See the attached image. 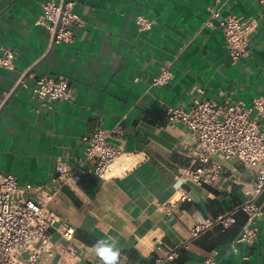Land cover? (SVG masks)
<instances>
[{
	"label": "crops",
	"instance_id": "0c3cea01",
	"mask_svg": "<svg viewBox=\"0 0 264 264\" xmlns=\"http://www.w3.org/2000/svg\"><path fill=\"white\" fill-rule=\"evenodd\" d=\"M47 1L0 0V46L15 51L14 68L0 67V173H15L23 185L46 184L58 162L76 164L84 156V136L118 123L121 134L113 142L129 158L125 170L84 176L49 204L75 237L67 241L55 231L58 250L40 264H102L89 238L114 240L117 264H154L164 254L159 245L168 251L184 242L163 264H208L213 252L215 264H264V216L249 224L238 211L234 222L224 221L246 200L254 171L214 156L224 168L216 181L183 178L193 166L182 148L193 140L183 125L169 124L166 113L167 106L188 109L200 91L246 104L264 96V1L75 0L82 19L73 27L75 38L53 46L37 23ZM214 7L221 17L258 18L248 56L232 62L220 27L203 26ZM140 15L152 21L150 30H138ZM164 64L172 77L154 87ZM57 74L69 79L74 100L49 108L31 87L37 77ZM21 78L25 85L16 89ZM183 191L191 201L179 200ZM28 196L36 198L38 189ZM246 228L254 238L238 241ZM68 246L74 252L61 255Z\"/></svg>",
	"mask_w": 264,
	"mask_h": 264
},
{
	"label": "built area",
	"instance_id": "2783aa9c",
	"mask_svg": "<svg viewBox=\"0 0 264 264\" xmlns=\"http://www.w3.org/2000/svg\"><path fill=\"white\" fill-rule=\"evenodd\" d=\"M48 0L43 4L44 14L37 23L44 25L50 33V43H69L74 40V26L81 25V16L74 11L75 0ZM264 1V0H262ZM138 30L152 28V21L143 15L136 19ZM259 25L257 17L243 18L235 15L220 16L217 8L210 9L203 22L206 27H220L232 62L248 56L249 36ZM15 51L0 46V67L14 68ZM172 77L169 64L161 66L152 79V86L160 87ZM20 84L25 85L21 78ZM34 98L52 108L57 100H74L69 79L62 75H42L31 87ZM5 97L9 94L4 93ZM2 103H0V108ZM168 123L181 124L193 140L182 150L189 156L192 170L183 174L199 184H211L224 171L223 165L214 160L220 156L225 160H238L254 171L252 183L244 187L246 200L236 206L225 218V223L235 221L234 214L244 211L249 224H255L264 216V96L253 98L250 104L226 96L222 100L211 98L200 91L188 109L167 106ZM121 134L119 123L112 128L98 127L83 137L84 156L76 164L60 161L56 173L48 183L32 186L20 184L13 172L0 173V264H40L44 258L53 257L58 250L53 234L58 231L67 241L75 237L73 226L57 220L49 204L56 201L65 186L77 184L84 176L106 178L126 169L128 155L113 140ZM118 161L121 162L118 164ZM118 166L117 168L115 166ZM38 189L36 198L28 192ZM180 201H191L189 192L183 191ZM253 229L246 228L238 241L254 238ZM196 233V230H194ZM184 242L174 249L165 251L154 264H163L173 259L178 249L187 246ZM73 253L71 246L62 249ZM215 264V252L205 258ZM59 264H66L60 263Z\"/></svg>",
	"mask_w": 264,
	"mask_h": 264
},
{
	"label": "clouds",
	"instance_id": "9594fccd",
	"mask_svg": "<svg viewBox=\"0 0 264 264\" xmlns=\"http://www.w3.org/2000/svg\"><path fill=\"white\" fill-rule=\"evenodd\" d=\"M95 253L100 258L102 264H117L120 251L116 247L115 241L101 240L95 246Z\"/></svg>",
	"mask_w": 264,
	"mask_h": 264
},
{
	"label": "water",
	"instance_id": "95a60500",
	"mask_svg": "<svg viewBox=\"0 0 264 264\" xmlns=\"http://www.w3.org/2000/svg\"><path fill=\"white\" fill-rule=\"evenodd\" d=\"M65 2V0L63 1V3ZM55 44V41H53V43H52V46ZM33 70V67L31 68V69H29L28 70V72H26V74H25V77L26 76H28L29 75V73L31 72ZM24 79V78H23ZM21 84H18L17 85V87H16V89L20 86ZM14 92V91H13ZM13 92H12V94H13Z\"/></svg>",
	"mask_w": 264,
	"mask_h": 264
},
{
	"label": "trees",
	"instance_id": "16d2710c",
	"mask_svg": "<svg viewBox=\"0 0 264 264\" xmlns=\"http://www.w3.org/2000/svg\"><path fill=\"white\" fill-rule=\"evenodd\" d=\"M88 242L91 244H95V245H97V243H98L96 240L91 239V238L88 239Z\"/></svg>",
	"mask_w": 264,
	"mask_h": 264
}]
</instances>
